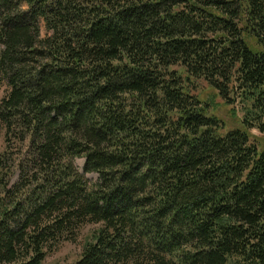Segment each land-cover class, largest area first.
I'll return each instance as SVG.
<instances>
[{
    "label": "trees",
    "instance_id": "obj_1",
    "mask_svg": "<svg viewBox=\"0 0 264 264\" xmlns=\"http://www.w3.org/2000/svg\"><path fill=\"white\" fill-rule=\"evenodd\" d=\"M0 45V264H264V0H0Z\"/></svg>",
    "mask_w": 264,
    "mask_h": 264
},
{
    "label": "rangeland",
    "instance_id": "obj_2",
    "mask_svg": "<svg viewBox=\"0 0 264 264\" xmlns=\"http://www.w3.org/2000/svg\"><path fill=\"white\" fill-rule=\"evenodd\" d=\"M2 50V46L0 45V51ZM239 110V117H243V113L241 112V107L238 105L237 106ZM231 107L230 108H220L219 110L216 111V114L219 115L220 117L223 118L227 124L229 123V127L234 126L233 125V119L231 118V113H230ZM253 134L258 136V137H263L260 135L258 131H253ZM77 166L84 173V166H85V160L79 159L77 160ZM87 177L94 181L97 182L99 176L97 174H87ZM100 227L96 226L94 224H87L85 228L81 231L80 235V240L78 241L77 244H65L62 249L56 253L54 256L50 257L48 259L47 264H70L73 262L80 254V251L82 250V244L83 241L86 237L91 236L98 230Z\"/></svg>",
    "mask_w": 264,
    "mask_h": 264
}]
</instances>
